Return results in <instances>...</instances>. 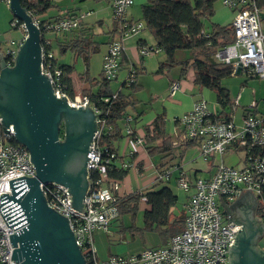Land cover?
<instances>
[{
  "label": "built area",
  "instance_id": "obj_1",
  "mask_svg": "<svg viewBox=\"0 0 264 264\" xmlns=\"http://www.w3.org/2000/svg\"><path fill=\"white\" fill-rule=\"evenodd\" d=\"M109 1L119 29L116 39L109 43L103 56L102 70L105 78L113 80L118 76L121 57L127 49V39L142 32L146 26L142 20H127V11L134 0ZM222 2L235 10L232 20L235 40L220 47L215 53L216 59L232 64L234 72L241 65L242 71L248 75L264 78V33L260 24L258 0ZM88 14L89 12H80L74 16L52 20L44 24L43 31L39 20L34 18L42 35L41 70L48 77L55 94L67 97L74 105L91 106L96 115V129L87 154L88 188L83 200L85 212L73 206L67 186L56 181L41 184L47 204L68 219L87 264H231L229 246H232L242 225L224 218L219 201L233 200L240 195L241 190L251 188L258 199L259 217L264 224V156L252 152L253 148L264 147V114L254 113L255 102L251 103L246 107L244 124L239 129L231 117L217 120L215 115L218 113L203 98L196 100L190 111L178 117L181 128L187 138L196 139L205 158L224 155L231 149H243L245 156L242 166L220 162L209 178L190 179L181 172L177 177V185L189 195L183 227L160 246L146 247L127 255L112 254L104 259L98 258L94 233L99 229L109 230L111 222L120 217L117 200L120 197L121 181L112 179L108 173V168L119 155L114 147L103 142L104 137L116 130L115 125L109 122V117L118 92L100 98L88 95L71 98L65 90L63 70L53 63L54 50L47 48L52 46V41L46 36L49 31H71L77 28ZM11 22L13 27L21 28L23 33L18 39L7 40L6 43L1 41L4 49L2 54L7 64L13 66L17 50L27 33L24 24L17 18ZM158 51V47L140 48L142 55ZM136 74V69L131 67L126 81L128 85L136 82ZM179 88L180 80H173L170 94ZM237 105L238 101L235 100L233 111ZM125 118L128 122L133 119L131 116ZM0 125V195L1 192H7L10 196V180L22 175L33 177L36 175V168L30 159L28 148L16 141L13 126L10 125L9 131L5 132L1 118ZM124 130L133 146L130 152L133 157L136 149L144 146L145 138L137 135L128 124ZM136 165L132 161H123L122 166L132 168ZM155 168L157 181L170 179L171 168L160 171ZM21 227L23 224L15 229L8 226L0 211V264H18L12 258L14 246L10 234Z\"/></svg>",
  "mask_w": 264,
  "mask_h": 264
},
{
  "label": "water",
  "instance_id": "obj_2",
  "mask_svg": "<svg viewBox=\"0 0 264 264\" xmlns=\"http://www.w3.org/2000/svg\"><path fill=\"white\" fill-rule=\"evenodd\" d=\"M9 5L27 36L13 66L0 55V118L5 132L13 126L16 141L28 148L36 168L33 177L10 180V196L0 195V211L8 226L15 229L23 224L10 234L12 258L18 264H87L68 219L47 204L41 184L66 185L73 206L84 211L87 154L96 115L91 106H77L55 94L41 70L42 35L33 15L20 0H9ZM241 72L239 65L235 73ZM256 203L251 188H245L225 205L228 221L242 224L229 246L231 264H264V249L256 245L259 235H264L263 222L254 216Z\"/></svg>",
  "mask_w": 264,
  "mask_h": 264
},
{
  "label": "crops",
  "instance_id": "obj_3",
  "mask_svg": "<svg viewBox=\"0 0 264 264\" xmlns=\"http://www.w3.org/2000/svg\"><path fill=\"white\" fill-rule=\"evenodd\" d=\"M221 1L222 0H220L219 2V0H217L215 2V13L210 19L211 22H207V25L216 23L225 26L232 23V20L235 16V10L226 6ZM146 2L147 0H134L133 4L127 11V18L133 20L142 19V15H136H140L141 8ZM56 3L57 7L52 8L40 17L53 18L58 15H64L69 11L71 12V14L89 12V14L85 17L83 25L81 27H77V29L70 32L49 31L46 33V36L52 41L53 47H58L57 43L59 41H64L66 39L72 38L73 36L75 37L76 35L81 33V29H85V31H87L89 35H93V40L98 42L99 49L97 52L93 53L87 61L84 58H77L75 61V53L69 50L63 54L59 51V56L62 58L61 60V58L58 56V53L55 51L56 48H53V50L55 53V57L59 60L60 63L69 65L75 64V69L69 73L72 80L74 97L82 95L90 96V94H86L84 90H90L91 92L97 94L100 83L103 81V56L107 52L108 45L112 37L114 36L113 32L118 25L114 19L111 4L109 0H56ZM259 15L261 29L264 33V6L260 7ZM147 33L149 34L146 35ZM103 34L104 40H101L99 36ZM155 44V39L148 29H144L139 34L128 38L126 41L127 49L121 57V66L118 72V76L110 82V89L112 93L122 92L126 97H129L133 101L132 105H129L126 109V116H131L133 117V119L128 122L125 116L118 122L121 132L119 138L115 142L119 155L116 163H118L119 160H122L132 161L137 165L136 167L128 168L129 173L121 181L120 196H126L133 192H140L141 194H145L148 191L157 189L159 190L162 187L168 185L173 190L174 194L177 195L176 205L171 207L170 219H177L178 217L186 214V204L189 196L188 192H185L177 185V177L181 172L183 173V175L190 179H195L198 177L209 178L214 174L220 162H224L226 164L234 166H242L245 152L243 150L231 149L224 155L205 158L202 155L201 149L198 144L192 143L187 146L183 145L182 141H180L179 139V135L181 134L180 130L177 136L174 152L172 154V160L171 162H167L168 168L172 169V175L168 181H157L153 169L150 171L149 177H147L146 175L148 168L144 167V164L145 161L149 159V156L145 152L144 146L138 147L133 157L130 156V152L132 151L133 146L131 145V143H129L127 137L125 136L124 128L126 127V125L128 124L133 127L136 134L142 136L145 132L146 126L149 125L158 114L165 111L167 122H173L176 118L190 111L193 108L195 101L202 98L206 99L209 102V105L214 112L219 114L221 112H224L233 120L234 116H232V109L235 100L238 101V107H240V109L242 108V117L245 115L246 107H248L253 102H255L253 112L261 115L264 114V89L257 85V81L255 80V78L259 77L248 75L244 71H242L240 74L234 72L232 75L222 79V85L225 89H227L229 100V102L225 105L218 101L216 91L210 88H200L195 84V72L193 68H189L185 74H182L180 66V75L177 78V80H180V88L177 89L173 94H170V92H168L169 89H165L161 92V95H164L165 99L167 98L166 100L164 99L165 101L163 100L164 102L162 101L164 110L157 111L154 110V108H151V111H147V107H142L143 104L141 103V101L134 98L133 95L135 92L144 89V83H146L143 80L144 77L142 76L144 73L152 71V73L164 74L165 72L164 71L162 73H159L158 69L160 63L166 59V55L164 59L162 58L157 61L155 59H148V56L152 54L142 55L140 53V48L142 46L151 47ZM160 52H162V50H160ZM97 53L98 56L96 59H94L93 56H95V54ZM156 53L153 52V54ZM93 60H95L94 65ZM79 63L82 65L81 69L78 68ZM156 66V70L153 71L154 67ZM131 67H134L137 71L136 82L134 83V86L138 87L137 91H133V86L128 85V83L126 82L128 80V74ZM81 75H83L84 78H96L98 84L92 86L87 80L81 79ZM173 79L174 78L171 77L169 78V87ZM113 82H116L115 87ZM238 107L236 106L235 109L237 110ZM175 128H178L179 130L180 127L176 126L175 123ZM166 158H170V156ZM141 159H143V163L139 164ZM156 165L157 164L155 162L154 166L156 167ZM175 166H177L178 168L176 169ZM131 169L134 170L133 179L136 180L135 184H137V186L132 183V179L131 177H129L131 176ZM236 199L237 198L233 200H220V207L225 219H228L225 205L232 204ZM256 200L257 203L254 210V216H256L260 220L258 210L259 202L257 197ZM179 203L180 205L182 204L181 211L178 210ZM151 209L152 204L145 199H142L138 204V210L135 215H131V213L127 212H124L122 214L120 213V217L111 222L109 230H97L94 233V238L97 247L98 258L104 259L112 254H130L131 252L128 253L125 250L126 248H128V245L124 244V237H126L127 232H129L133 237L136 236V234L143 233V227H145V212ZM173 225L176 226L172 227V232L178 231L183 227V224ZM166 242L162 238L161 243L164 244ZM258 245L264 249L260 242H258ZM132 253H135V251Z\"/></svg>",
  "mask_w": 264,
  "mask_h": 264
},
{
  "label": "trees",
  "instance_id": "obj_4",
  "mask_svg": "<svg viewBox=\"0 0 264 264\" xmlns=\"http://www.w3.org/2000/svg\"><path fill=\"white\" fill-rule=\"evenodd\" d=\"M217 0H147L142 6V19L133 20L127 18L129 22L144 21L146 28L152 33L156 44L152 47H158L162 50L166 59L163 60L158 72L170 71L175 66H181L182 74H185L189 68H193L195 72V84L200 88H210L216 91L218 101L222 104H227L228 94L227 89L222 85V79L234 73L232 64L221 62L215 57L216 51L235 40L234 26L219 25L211 22L210 19L215 13V2ZM23 7H25L34 18L38 19L42 31L44 24L52 22V20H59L63 17H70L76 14L67 12L64 15H58L53 18H41L40 16L47 13L52 8L57 7L56 0H20ZM110 2V1H109ZM259 7L264 6V0H258ZM114 30L111 41L116 39L119 29V23ZM83 22L78 27H81ZM77 29V28H75ZM73 29V30H75ZM72 31V30H71ZM81 33L64 41H59L58 49L63 54L72 51L75 53V61L77 58H84L86 61L91 55L98 51V42L93 40V35H89L85 29L80 30ZM70 32V31H68ZM45 34V33H44ZM116 36V37H115ZM47 48L53 49L50 45ZM178 50H189L190 55L186 58L179 59L176 54ZM4 53L0 40V55ZM53 63L57 64L64 72L63 81L67 94L74 98V91L70 72L75 69V64H62L54 57ZM15 64V62L13 63ZM254 76V75H251ZM257 77V76H256ZM83 80H87L92 86L98 84L96 78L85 77L81 75ZM110 82L103 76V81L100 83L98 93H93L90 90H84L90 97H102L111 94ZM132 84L133 91H137L138 87ZM93 93V94H92ZM133 101L126 97L122 92L118 93V97L113 102L112 112L110 113L109 122L115 125V133L104 137L103 142L112 146L117 151L116 141L120 136L119 120L126 116V109L132 105ZM99 104H102L100 102ZM165 111L158 114L156 118L146 126L145 132L142 135L145 138V152L149 157L161 155V161L156 163L158 170L168 168L167 162H171L172 154L176 141L173 134L168 130L167 119ZM217 120L227 118L229 116L221 112L215 115ZM176 126H181L179 119H175ZM2 128L0 125V133ZM63 135V131H61ZM180 141L183 145L198 144L196 139L187 138L183 128L179 135ZM243 150V149H236ZM252 152L264 156V147L253 148ZM170 156V158H166ZM166 158V159H164ZM118 158L108 168V173L112 179L122 181L129 173L128 168H124L123 161L119 160V165L116 163ZM121 162V163H120ZM143 159L140 160L141 164ZM179 164V163H178ZM145 199L152 204V209L145 212V227L144 230L158 231L164 241L174 233L173 224H183L185 215L177 219H170L171 207L176 205L177 195L174 194L170 186L166 185L161 189L148 191L145 194L140 192H133L126 196H120L117 204L120 213H131L135 215L138 210L140 200ZM176 232V231H175Z\"/></svg>",
  "mask_w": 264,
  "mask_h": 264
},
{
  "label": "rangeland",
  "instance_id": "obj_5",
  "mask_svg": "<svg viewBox=\"0 0 264 264\" xmlns=\"http://www.w3.org/2000/svg\"><path fill=\"white\" fill-rule=\"evenodd\" d=\"M65 1H68V0H65ZM219 2H220V0H219ZM141 15H143L142 8H141L140 15H136V16H141ZM15 18L16 17L14 16L7 0H0V39L4 43H6L7 40L18 39L23 34L21 28L12 26L11 21ZM148 34L149 33H147L146 35H148ZM99 37L101 38V40H104V34L100 35ZM151 41H153V40H151ZM53 48H56L55 51L58 53V56H59L60 54H59L58 47L55 46ZM150 54H152V55H150ZM150 54H148V55H150V56H148L149 60L155 59V60L159 61L160 59H162V58L164 59V57H165V53L163 51L162 52L159 51V53L157 52L156 54H153V53H150ZM189 55H190L189 50H178V52L176 54L177 58H179V59L186 58ZM97 56H98V53L95 54V56H93V58L96 59ZM61 60H62V58H61ZM94 61L95 60H93V65H94ZM78 68L79 69L82 68V65L80 63L78 64ZM156 68H157V66L154 67L153 71L156 70ZM179 75H180V66H175L170 71H165L164 74H156V73H152V71H148L147 73H144L142 75L144 77V78L142 77L143 80L146 82V83H144V89H142L138 92H135L133 96H134V98L140 100L143 105H147V106L142 105V107H147V111L148 110L151 111V108H154V110H157V111H163L164 107L162 105L163 104L162 101L165 99V97H164V95H161V92L165 89H169L168 92H170L169 78L171 77V78H174L173 80H177ZM255 80L257 81V85L262 87V89H264V78H255ZM113 84L115 87L116 82H113ZM237 107H238V105H237ZM241 109H240V107H238L237 110L235 109L234 111H232V116H234V122L236 123L237 128H239V129L244 124V119L242 117ZM167 127H168V129H170L169 131L173 134V138L176 141L178 133L182 129L181 126H179L180 128L178 130V128L177 129L175 128V121H173V122L170 121L167 124ZM63 128L64 127L62 125L61 131H63V133H64ZM160 159H161V156L157 155V156L152 157V158L149 157V159L147 161H145L144 167L148 168L147 172H146L147 177L150 176V171L152 169H153L154 174L156 175V168L154 166V163L155 162L159 163ZM133 171L134 170L131 171V173H130L131 176H129V177H131L132 183L135 184L136 180L133 179V176H134ZM135 186H137V184H135ZM219 203H220V201H219ZM178 206H179L178 210L181 211L182 210L181 209L182 204L180 205V203H179ZM124 239H125L124 244L128 245V248L125 249L126 252H128V253L129 252L132 253L134 251L138 252V251H140L146 247L160 246L162 244L161 243L162 236L158 231L144 230V227H143V233L142 234H136V236L133 237V236H131V234L129 232H127L126 237H124ZM260 243H261L262 247H264V237L261 238ZM132 250H134V251H132Z\"/></svg>",
  "mask_w": 264,
  "mask_h": 264
},
{
  "label": "flooded vegetation",
  "instance_id": "obj_6",
  "mask_svg": "<svg viewBox=\"0 0 264 264\" xmlns=\"http://www.w3.org/2000/svg\"><path fill=\"white\" fill-rule=\"evenodd\" d=\"M261 237H263V235H262V236H260V235H259V239H258V241H257L256 245H258V242H260V240H261Z\"/></svg>",
  "mask_w": 264,
  "mask_h": 264
}]
</instances>
